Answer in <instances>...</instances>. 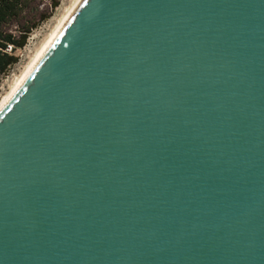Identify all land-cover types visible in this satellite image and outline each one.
Masks as SVG:
<instances>
[{
  "label": "water",
  "instance_id": "95a60500",
  "mask_svg": "<svg viewBox=\"0 0 264 264\" xmlns=\"http://www.w3.org/2000/svg\"><path fill=\"white\" fill-rule=\"evenodd\" d=\"M0 264H264V0H81L0 107Z\"/></svg>",
  "mask_w": 264,
  "mask_h": 264
},
{
  "label": "rangeland",
  "instance_id": "374dc122",
  "mask_svg": "<svg viewBox=\"0 0 264 264\" xmlns=\"http://www.w3.org/2000/svg\"><path fill=\"white\" fill-rule=\"evenodd\" d=\"M59 4L52 9L51 0H30L26 9L6 27L10 33L19 35V31L31 27L26 40V49L24 56L19 65H16V73L18 74L28 57L33 53L34 49L39 45L45 35L54 25L56 19L63 9L70 4L72 0H57ZM46 15V19L40 21V16ZM37 23V24H36ZM46 33V34H45ZM33 35V36H32ZM36 35V36H35ZM29 38V40H28ZM42 38V39H41Z\"/></svg>",
  "mask_w": 264,
  "mask_h": 264
},
{
  "label": "trees",
  "instance_id": "16d2710c",
  "mask_svg": "<svg viewBox=\"0 0 264 264\" xmlns=\"http://www.w3.org/2000/svg\"><path fill=\"white\" fill-rule=\"evenodd\" d=\"M29 1L30 0H0V73L6 72L8 66L15 64L19 59L16 49L13 50L12 53H6L4 51L6 43H12L15 48H21L26 43L31 27L19 31L20 33L18 36L8 32L6 27L26 9ZM58 4L59 2L57 0H51L52 9ZM46 17V15H41L40 21L45 20Z\"/></svg>",
  "mask_w": 264,
  "mask_h": 264
},
{
  "label": "bare ground",
  "instance_id": "6f19581e",
  "mask_svg": "<svg viewBox=\"0 0 264 264\" xmlns=\"http://www.w3.org/2000/svg\"><path fill=\"white\" fill-rule=\"evenodd\" d=\"M80 1L81 0H72L70 4L66 6L60 13L54 25L50 27L51 29L49 30V32L47 34L45 33V37L43 39L41 38L42 41L34 49L33 53L28 57V60L24 63L19 73H16L17 75L13 80L10 89L1 98L0 107L8 98V96L12 93V91L15 89V87L18 85V83L21 81V79L24 77V75L27 73V71L30 69V67L33 65V63L36 61V59L39 57V55L42 53V51L45 49V47L48 45L54 35L58 32V30L61 28V26L64 24V22L67 20V18L70 16V14L73 12V10L76 8Z\"/></svg>",
  "mask_w": 264,
  "mask_h": 264
},
{
  "label": "built area",
  "instance_id": "2783aa9c",
  "mask_svg": "<svg viewBox=\"0 0 264 264\" xmlns=\"http://www.w3.org/2000/svg\"><path fill=\"white\" fill-rule=\"evenodd\" d=\"M26 45L27 43H25V45L21 48H15L12 43H6L5 45L4 51L6 53H12L13 50L16 49L19 59L15 64L8 66L6 72L0 73V100L4 96V94L10 89V86L17 75L15 66L19 65V63L22 61Z\"/></svg>",
  "mask_w": 264,
  "mask_h": 264
}]
</instances>
